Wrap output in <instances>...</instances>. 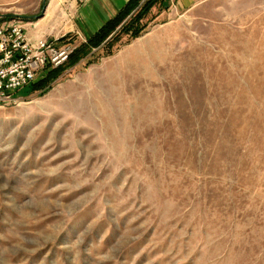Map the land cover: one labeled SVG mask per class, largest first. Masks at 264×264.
Wrapping results in <instances>:
<instances>
[{
	"label": "rangeland",
	"instance_id": "1",
	"mask_svg": "<svg viewBox=\"0 0 264 264\" xmlns=\"http://www.w3.org/2000/svg\"><path fill=\"white\" fill-rule=\"evenodd\" d=\"M173 1L0 104V264H264V0ZM110 11L0 0L75 48Z\"/></svg>",
	"mask_w": 264,
	"mask_h": 264
},
{
	"label": "built area",
	"instance_id": "2",
	"mask_svg": "<svg viewBox=\"0 0 264 264\" xmlns=\"http://www.w3.org/2000/svg\"><path fill=\"white\" fill-rule=\"evenodd\" d=\"M74 49L68 42L33 39L18 21L0 22V104L14 103L15 92L35 83L46 67L63 66Z\"/></svg>",
	"mask_w": 264,
	"mask_h": 264
},
{
	"label": "trees",
	"instance_id": "3",
	"mask_svg": "<svg viewBox=\"0 0 264 264\" xmlns=\"http://www.w3.org/2000/svg\"><path fill=\"white\" fill-rule=\"evenodd\" d=\"M163 1L128 0L113 17L107 19L84 43L75 48L63 66L46 67L42 72V78L28 86L29 92L45 93L64 69L75 66L83 60L95 58L97 55H111L114 46L121 41L122 37L126 36L129 40H133L140 36L147 27L143 20L155 5H161ZM90 62L92 60H89Z\"/></svg>",
	"mask_w": 264,
	"mask_h": 264
},
{
	"label": "crops",
	"instance_id": "4",
	"mask_svg": "<svg viewBox=\"0 0 264 264\" xmlns=\"http://www.w3.org/2000/svg\"><path fill=\"white\" fill-rule=\"evenodd\" d=\"M96 1L100 4V7L102 9L104 8L106 10V13H107V10L109 9L111 10L109 13V16L106 15L107 17L103 21L105 22L107 19L113 17V15H115V13L119 9H121L128 0H96ZM202 1L204 0H174L171 3L170 7L168 8L169 9L168 11H171L172 15L176 16V15H179V13H183V12L185 13V12L192 10L193 8L198 6ZM164 15H165V11L156 13L155 19H160L164 17ZM103 22L101 24H103ZM97 27L99 28L100 26H97Z\"/></svg>",
	"mask_w": 264,
	"mask_h": 264
}]
</instances>
